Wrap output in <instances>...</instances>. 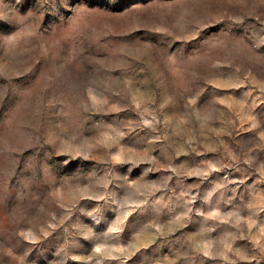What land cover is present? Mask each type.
Segmentation results:
<instances>
[{
    "label": "rangeland",
    "instance_id": "obj_1",
    "mask_svg": "<svg viewBox=\"0 0 264 264\" xmlns=\"http://www.w3.org/2000/svg\"><path fill=\"white\" fill-rule=\"evenodd\" d=\"M0 264H264V0H0Z\"/></svg>",
    "mask_w": 264,
    "mask_h": 264
}]
</instances>
